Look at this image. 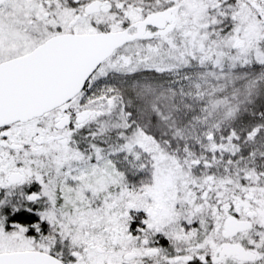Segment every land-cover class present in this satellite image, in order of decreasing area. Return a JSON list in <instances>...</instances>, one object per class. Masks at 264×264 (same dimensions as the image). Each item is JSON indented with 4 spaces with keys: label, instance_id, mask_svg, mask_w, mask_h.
Returning <instances> with one entry per match:
<instances>
[{
    "label": "rangeland",
    "instance_id": "374dc122",
    "mask_svg": "<svg viewBox=\"0 0 264 264\" xmlns=\"http://www.w3.org/2000/svg\"><path fill=\"white\" fill-rule=\"evenodd\" d=\"M9 22L0 19V57L8 38H14L5 33ZM24 27L25 34L16 39L24 40L28 50L38 41L33 29L28 32L33 26ZM225 27L202 25L201 55L117 54L105 62L77 99L101 115L79 135L87 146L114 132L124 139L128 131L126 141L108 148L93 145L87 148L91 152L77 148V140L54 143L57 149L43 157L41 168H29L22 186L0 188V252L49 250L52 226L110 223L117 201L126 206L124 215L129 200L115 201L108 190L123 187L127 178L153 179L160 203H180L191 215L211 179L219 188H264V54L232 49L237 33L248 35L245 24L230 26L235 33L227 44V36H216L218 45L211 50L210 37ZM52 117L24 127L47 124ZM11 167L10 161L0 164L1 183ZM30 192L39 194L37 201L29 200ZM8 202L33 210L38 222L30 229L16 223L4 213Z\"/></svg>",
    "mask_w": 264,
    "mask_h": 264
},
{
    "label": "flooded vegetation",
    "instance_id": "af4514ba",
    "mask_svg": "<svg viewBox=\"0 0 264 264\" xmlns=\"http://www.w3.org/2000/svg\"><path fill=\"white\" fill-rule=\"evenodd\" d=\"M0 12V19L12 21L7 23L5 33L14 37L8 38L0 63L25 55L57 35L119 32L133 36L101 63L86 86L117 54L201 55L202 25H210L211 29L226 26L210 37L211 50L218 45L216 36L220 34L227 36L224 43H228L229 35L232 40L235 30L231 25H248V35L242 37L236 32L232 49L247 48L264 54V0H0ZM26 24L33 26L28 32L33 29L38 41L28 50L24 40L16 39L25 34ZM81 94L38 117L53 115L47 124L25 128V124L38 119L34 118L0 127V164L10 161L12 166L5 183L0 182L1 189L22 186L29 168H41L46 159L43 157L56 148L54 143L76 141L86 124L101 115L97 108L84 106L83 98L77 100ZM86 110L99 111L100 115L85 118ZM13 173L25 175L24 179L10 182ZM152 180L127 178L123 187L108 190L115 201L129 200L124 215L121 208L125 205L116 202L110 223L98 220L52 226L50 248L44 251L64 264H264L263 187L219 188L211 179L202 187L191 215L180 203H160ZM33 190L31 187L25 193Z\"/></svg>",
    "mask_w": 264,
    "mask_h": 264
},
{
    "label": "water",
    "instance_id": "95a60500",
    "mask_svg": "<svg viewBox=\"0 0 264 264\" xmlns=\"http://www.w3.org/2000/svg\"><path fill=\"white\" fill-rule=\"evenodd\" d=\"M127 33H69L52 37L33 51L0 63V127L26 122L79 95L87 81L123 43ZM99 111H85L89 118ZM13 173L10 182L24 179ZM39 195L33 193L30 200ZM0 264H64L49 252L24 249L0 252Z\"/></svg>",
    "mask_w": 264,
    "mask_h": 264
},
{
    "label": "trees",
    "instance_id": "16d2710c",
    "mask_svg": "<svg viewBox=\"0 0 264 264\" xmlns=\"http://www.w3.org/2000/svg\"><path fill=\"white\" fill-rule=\"evenodd\" d=\"M128 131H125V137L124 139L121 138V136L118 133H112L109 135H105V136H98L97 138H94L92 140H90L89 145H85V143H82V139H85L83 136L79 135L77 141V148H81V150H85V152H91V150L87 149V148H92L93 145H98V146H103L105 148L111 147V146H116L119 144L120 141H126V137ZM106 140L104 141V144H101V138H103ZM7 202V201H6ZM11 202L6 203V206L4 207V213L8 214L10 216V218H12L13 220H15L16 223L18 224H22L23 226L27 227L28 229H30L32 227V225L36 224L38 222V218L35 214V212L33 210H21V208H12L10 206ZM15 207V206H14Z\"/></svg>",
    "mask_w": 264,
    "mask_h": 264
}]
</instances>
